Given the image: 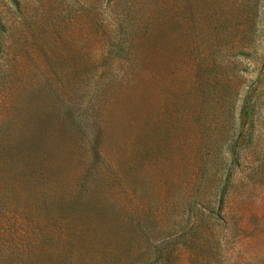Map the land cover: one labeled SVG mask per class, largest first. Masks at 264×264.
I'll return each mask as SVG.
<instances>
[{"label":"rangeland","instance_id":"1","mask_svg":"<svg viewBox=\"0 0 264 264\" xmlns=\"http://www.w3.org/2000/svg\"><path fill=\"white\" fill-rule=\"evenodd\" d=\"M0 264H264V0H0Z\"/></svg>","mask_w":264,"mask_h":264}]
</instances>
